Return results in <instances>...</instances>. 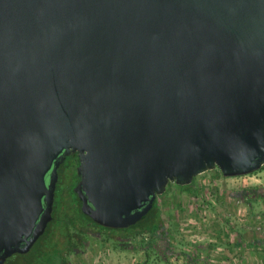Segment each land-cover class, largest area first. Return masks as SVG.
<instances>
[{
    "label": "water",
    "instance_id": "1",
    "mask_svg": "<svg viewBox=\"0 0 264 264\" xmlns=\"http://www.w3.org/2000/svg\"><path fill=\"white\" fill-rule=\"evenodd\" d=\"M76 151L82 213L116 229L170 183L260 170L264 0H0V264Z\"/></svg>",
    "mask_w": 264,
    "mask_h": 264
},
{
    "label": "rangeland",
    "instance_id": "2",
    "mask_svg": "<svg viewBox=\"0 0 264 264\" xmlns=\"http://www.w3.org/2000/svg\"><path fill=\"white\" fill-rule=\"evenodd\" d=\"M168 186L156 199L161 224L153 235H140L121 250L89 238L77 254L66 253L67 264H264V167L232 178L215 169L186 189ZM49 244L51 251L64 248L59 239ZM39 245L5 264L34 262Z\"/></svg>",
    "mask_w": 264,
    "mask_h": 264
},
{
    "label": "flooded vegetation",
    "instance_id": "3",
    "mask_svg": "<svg viewBox=\"0 0 264 264\" xmlns=\"http://www.w3.org/2000/svg\"><path fill=\"white\" fill-rule=\"evenodd\" d=\"M56 162L58 164L56 166L58 181L54 196L52 220L48 223L47 228L41 237H43L47 232L50 224H54V227L51 230V240L48 241L47 239L43 241L42 244L45 245L41 247V251L50 250L49 243L59 239L62 241V245L64 247L61 249V257L66 259L67 264L66 253L68 252L77 254L78 248L85 246L89 238H93L95 240L101 239V241L108 242L113 245V248L120 250L128 241L137 240V238L140 236L136 234L137 231H135L133 227L131 228L132 230L130 232L127 230L134 224L121 229L103 227L96 224L94 221H92V219L82 213L81 208L83 203L75 191V187L80 181V177L77 172L80 164L79 152L76 151L66 156L63 155L62 157L57 158ZM53 167L54 164L52 165V168ZM62 181H67V183L70 182L73 184V186L68 185L67 187L62 186V188H60L59 186ZM155 202L157 204V200H155ZM152 209L149 211L148 215ZM148 215L146 218H148ZM39 239L29 251L34 248Z\"/></svg>",
    "mask_w": 264,
    "mask_h": 264
},
{
    "label": "trees",
    "instance_id": "4",
    "mask_svg": "<svg viewBox=\"0 0 264 264\" xmlns=\"http://www.w3.org/2000/svg\"><path fill=\"white\" fill-rule=\"evenodd\" d=\"M262 167H264V165L262 166ZM261 167V168H262ZM221 173V172H220ZM255 173V172H254ZM254 173H252V174H254ZM195 179H196V177L193 179V181H195ZM192 181V182H193ZM192 184V183H191ZM190 184V185H191ZM190 185H187V186H183L182 188L183 189H186L187 187H190ZM169 187V186H168ZM160 224H161V216H160V210H159V208H158V206H157V204H156V202H155V205H154V207H153V209H152V211L150 212V214L148 215V218H146L144 221H142V222H139V223H136V224H134V225H132L129 229H127L128 230V232H130L132 229V227H133V229L135 230V231H137L136 232V234H138V235H144V234H150V235H153L158 229H159V227H160ZM51 226H53V224H50V226H49V228H48V230H47V232L44 234V236L43 237H41L40 239H39V241L37 242V244L34 246V248L37 246V245H42V243H43V241H45V240H51V237H52V233H51V230H52V228L54 227H52L51 228ZM125 231H126V229H125ZM40 245L38 246V249H37V253H36V255H34V257H36V260L34 261V262H32V261H27V263L26 264H66V259H63L62 257H61V255H62V251H61V249H54L53 251H51V248H50V246H49V248H50V251L48 250V251H44V250H40L41 249V247H40ZM33 248V249H34ZM32 249V250H33ZM31 250V251H32ZM40 250V251H39ZM31 251H29L27 254H24V255H20L19 254V256L20 257H23V258H25V257H27L28 255H29V253L31 252ZM39 251V252H38ZM33 257V258H34ZM5 264V263H4Z\"/></svg>",
    "mask_w": 264,
    "mask_h": 264
}]
</instances>
